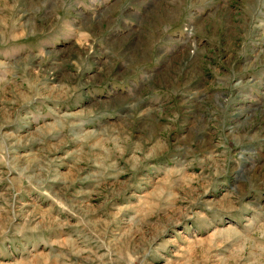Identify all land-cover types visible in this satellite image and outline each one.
<instances>
[{"label": "rangeland", "instance_id": "obj_1", "mask_svg": "<svg viewBox=\"0 0 264 264\" xmlns=\"http://www.w3.org/2000/svg\"><path fill=\"white\" fill-rule=\"evenodd\" d=\"M161 5L195 132L109 85ZM0 264H264V0H0Z\"/></svg>", "mask_w": 264, "mask_h": 264}, {"label": "crops", "instance_id": "obj_2", "mask_svg": "<svg viewBox=\"0 0 264 264\" xmlns=\"http://www.w3.org/2000/svg\"><path fill=\"white\" fill-rule=\"evenodd\" d=\"M162 6L164 5L158 7ZM165 8L164 6L159 11H151L158 21L148 24L144 22L141 26V32L144 31L142 37L146 33L145 37L154 40L155 46L147 52L134 53L132 67L128 66L122 71H117L116 77L111 76L115 82H110L109 85L112 92L119 89L127 93L131 89L133 103L137 104L136 106L139 108L140 104L141 107L146 104L149 106L144 112H151V105H158L162 107L157 109H161L165 115H168L169 111L173 116L180 115L179 118L187 122L186 127L195 132L201 126H207V122L212 118L210 113L203 115L201 111L202 107L204 112L206 109H211V91L205 93L204 90L214 87V84L219 88L221 78L218 73L221 69L220 65H215L207 71L203 56L198 60L196 51L192 53L182 48L180 43L172 42L174 36L172 33L178 32L179 26L176 29L173 25L162 27L170 17V12ZM138 40L143 39L138 38ZM222 71L228 72L229 66L223 67ZM214 94L217 101L218 91ZM134 112L137 114L135 117H141L139 110ZM132 116H134L133 111ZM201 121L202 124L199 123Z\"/></svg>", "mask_w": 264, "mask_h": 264}]
</instances>
